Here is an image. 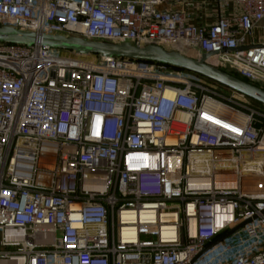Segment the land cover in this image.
Here are the masks:
<instances>
[{
  "label": "built area",
  "instance_id": "built-area-1",
  "mask_svg": "<svg viewBox=\"0 0 264 264\" xmlns=\"http://www.w3.org/2000/svg\"><path fill=\"white\" fill-rule=\"evenodd\" d=\"M167 1L0 0V27L213 54L264 89V0L202 27ZM214 85L0 43V264H264V110ZM224 174L237 185L217 186Z\"/></svg>",
  "mask_w": 264,
  "mask_h": 264
},
{
  "label": "water",
  "instance_id": "water-1",
  "mask_svg": "<svg viewBox=\"0 0 264 264\" xmlns=\"http://www.w3.org/2000/svg\"><path fill=\"white\" fill-rule=\"evenodd\" d=\"M0 43L24 46L43 45L61 51L73 52L82 56L92 55L104 58L117 57L162 64L174 69L197 74L227 90L243 95L244 97L264 106V89L207 64V60L213 54H204L200 59H194L177 51H168L162 47L154 45L141 47L128 42L112 43L91 41L75 36L23 31L8 26L0 27ZM243 225L244 224L214 241L206 247L199 256L218 245L221 241L243 227Z\"/></svg>",
  "mask_w": 264,
  "mask_h": 264
},
{
  "label": "crops",
  "instance_id": "crops-1",
  "mask_svg": "<svg viewBox=\"0 0 264 264\" xmlns=\"http://www.w3.org/2000/svg\"><path fill=\"white\" fill-rule=\"evenodd\" d=\"M159 9L183 12L189 16L190 23L198 27L212 25L220 18L238 13L234 0H168Z\"/></svg>",
  "mask_w": 264,
  "mask_h": 264
},
{
  "label": "bare ground",
  "instance_id": "bare-ground-1",
  "mask_svg": "<svg viewBox=\"0 0 264 264\" xmlns=\"http://www.w3.org/2000/svg\"><path fill=\"white\" fill-rule=\"evenodd\" d=\"M192 160L195 163V165L197 166L202 160H205V159L203 157H201V156H195V157L192 158ZM211 166H212L211 164H208L207 170ZM205 168L203 170H201V171L200 170H196L194 173L197 174V173H200V172H203V173L208 172V171L205 170ZM225 168H230V166L226 165ZM195 182L197 183V186L208 187V186L211 185V180L209 178H203L202 180H196ZM215 182H216L217 186H219V187H235L237 185L236 176H234V175H226V174H224L222 176H217V178L215 179ZM99 189L103 190L104 188H103V186H99Z\"/></svg>",
  "mask_w": 264,
  "mask_h": 264
},
{
  "label": "rangeland",
  "instance_id": "rangeland-1",
  "mask_svg": "<svg viewBox=\"0 0 264 264\" xmlns=\"http://www.w3.org/2000/svg\"><path fill=\"white\" fill-rule=\"evenodd\" d=\"M237 77V76H236ZM205 79V78H204ZM207 80V79H206ZM207 81H209V80H207ZM209 82H211V81H209ZM211 83H213V82H211ZM215 84V83H214ZM218 86L219 88H222V89H218L216 86ZM214 86H213V89L214 90H216L217 92H219V93H223L225 96L226 95H228V92H227V89H225V88H223V87H221V86H219V85H217V84H215ZM250 100V99H249ZM252 101V100H251ZM252 106H253V108H255V109H257V108H259V109H261V110H264L263 109V105H260V104H258V103H256V102H254V101H252ZM0 250H2V248L0 247Z\"/></svg>",
  "mask_w": 264,
  "mask_h": 264
}]
</instances>
